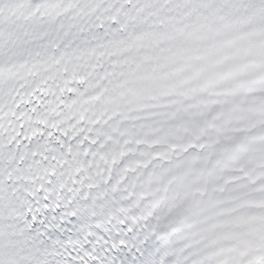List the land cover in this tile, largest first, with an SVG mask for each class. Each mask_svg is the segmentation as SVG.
Listing matches in <instances>:
<instances>
[{
    "label": "snow or ice",
    "instance_id": "snow-or-ice-1",
    "mask_svg": "<svg viewBox=\"0 0 264 264\" xmlns=\"http://www.w3.org/2000/svg\"><path fill=\"white\" fill-rule=\"evenodd\" d=\"M0 264H264V0H0Z\"/></svg>",
    "mask_w": 264,
    "mask_h": 264
}]
</instances>
